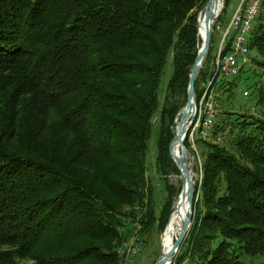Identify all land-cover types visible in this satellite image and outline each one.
I'll list each match as a JSON object with an SVG mask.
<instances>
[{
    "label": "trees",
    "instance_id": "1",
    "mask_svg": "<svg viewBox=\"0 0 264 264\" xmlns=\"http://www.w3.org/2000/svg\"><path fill=\"white\" fill-rule=\"evenodd\" d=\"M208 1L0 0V264H123L118 250L132 221L144 238L164 230L182 192L168 181L180 175L170 147ZM262 20L249 39L262 58L252 60L263 69L261 115L222 119L212 134L223 143L199 141L202 185L176 264H264ZM211 60L210 50L198 101L214 78ZM213 87L227 97L237 83L216 78ZM156 116L167 192L159 211L146 166Z\"/></svg>",
    "mask_w": 264,
    "mask_h": 264
},
{
    "label": "rangeland",
    "instance_id": "2",
    "mask_svg": "<svg viewBox=\"0 0 264 264\" xmlns=\"http://www.w3.org/2000/svg\"><path fill=\"white\" fill-rule=\"evenodd\" d=\"M240 2L241 0H231L226 10H224L221 13L220 17L217 18V20L212 26L213 39H212V45H210L209 51L211 50L213 60L209 61L208 69L213 74H214V67L216 65L215 64L216 56L223 43L224 33ZM204 7H202V9L200 10L198 17L200 16V13L202 12ZM260 16H262L263 18L262 21H264V1L260 5L259 14L256 20L254 21V26L258 23V19H260ZM217 24L221 26L222 28L221 30H218L216 28ZM233 34L234 32H232L231 35L227 38V42L231 40V38L233 37ZM249 39H250V35H249ZM225 47H226V43L224 44L223 48ZM250 55H251L252 60H255V59L262 60V58L259 55H257V52L255 50H252ZM173 71H174L173 62H172V59L169 58L165 71H164V75L162 77L161 101L163 100L164 93L167 90V85H168V82L171 76L173 75ZM262 76H263V69L260 68V66H258L255 63V61H252V64L249 67H247L244 70V72L241 73L237 78L230 79L231 81L236 80L237 87L234 89V93L231 96L228 95L227 97H223L221 92L219 93L220 97L218 98L217 113H216V119H215L214 126L216 124H220L222 119L227 122H231L233 121L235 117H240L243 115L255 116V117H259L261 115V107L256 105L257 93L255 92V88L260 83ZM220 84L221 82L219 81L218 85ZM246 91H249L248 97L244 96V92ZM184 108L185 107H183L182 110ZM230 114H233V115L229 116ZM179 121H180V117L178 114V117L175 120V123H176L175 134H176L177 125H178L177 123ZM153 123H154V131H153L152 137L148 144V151L146 153V166H147V176L149 179V184L151 186V194H152L151 198L155 203L156 210L159 211L160 207L165 202V199L167 197V192L165 189V180L163 176L159 173L157 169V165H156V158L158 154L157 140H158V133H159V117L158 116L154 118ZM193 125H194V122L192 126ZM214 126L211 130L212 133L214 132ZM190 133H191V130L189 131L187 137L189 138L188 140H189V144L191 147L190 148L187 147V148L191 151L192 156L189 159L188 167L190 171H192V175L194 178L193 181H194V189H195L194 196H195L196 185L198 183V189L200 190L201 185H202V179H203V161L204 160H203L202 150L199 146V141L200 140L204 141V139H202L199 136V134H195L192 140L190 139ZM212 133H211V138L206 141L211 142V143H223L224 142V139H223L224 135L222 133H218L217 136H214ZM168 181L176 189H180L183 186V180H182L181 173L180 175L169 176ZM174 200H175V204H174L173 211L176 208L178 197H174ZM198 200L199 199L197 195L193 199L194 213H193V216L191 217L192 223L190 224V227H189L190 230L194 224L195 214H196V205L198 203ZM135 209L136 211H139L138 208H135ZM138 220L139 219H137L135 222L133 221L131 222V227H130L131 230L127 233L128 237L127 239L123 240V242L121 243V246H119L121 248V251H123V253L120 255L123 260V264H156L162 255V236L168 224L166 225L163 231H160L157 227L154 228L152 232L144 238L141 234L143 230V227H141L142 224L140 223L141 225L140 228L136 225ZM189 229H188L187 236L189 235V232H190ZM187 236H186V239H187ZM186 239L184 240L178 253L174 256L173 264H176L177 258L179 254H181L182 252L181 250L183 248V245ZM124 242H127V247H125V245L122 247ZM136 251L137 253H134ZM29 264H32V263L30 262ZM186 264H192V263L188 262Z\"/></svg>",
    "mask_w": 264,
    "mask_h": 264
},
{
    "label": "bare ground",
    "instance_id": "3",
    "mask_svg": "<svg viewBox=\"0 0 264 264\" xmlns=\"http://www.w3.org/2000/svg\"><path fill=\"white\" fill-rule=\"evenodd\" d=\"M263 1L264 0H258V4L256 5V13H259V8H260V5L263 3ZM225 7H226V1L225 0H216L214 2V4L212 5L211 10L208 12V15L204 19H201L199 21L200 44H202L204 42V39H205L206 24L210 20L209 19V16H210L209 13L210 12L215 13L216 17L212 23V25H213L215 23V21L217 20V18L220 17L221 13L225 10ZM256 18L253 19V21L250 25L249 35L251 34L252 28L254 26V21L256 20ZM216 28L218 30L222 29L219 24L216 25ZM232 32H234V34L230 40V44L236 45V41L238 40L239 36H241V26L232 27L229 30V33L227 34V38L231 35ZM228 43L229 42H227V45H228ZM201 48H202V45H200L199 50H201ZM245 51H249V58L252 59L251 55H250L251 51H250V47H249V36L245 40ZM215 61H216L215 64L217 65V67H224V57L222 54H217ZM249 66H250V63H243V66H239V69L234 71L231 79L237 78ZM216 78H219V79L224 78V68H217ZM216 78H213V80H211L208 83V85H206L204 87L203 99H200L199 101H197L198 108H197V114L196 115L206 116L205 103H211L212 100L215 98V95H216V91L214 90V87H213V82ZM187 123H188V121L187 122L184 121L182 123H181V121H179L177 123L178 124L177 125V132L180 130L181 124H183V129L185 130V128L187 127ZM214 124H215V122L211 123L210 128L207 131V136H206L205 140H208L211 138V133H212L211 130H212ZM201 125H202V118H195L194 125L192 126V128H200ZM184 144H185V141H184ZM173 154H174L175 159H181V160L185 159V154L182 151L180 140H177V142L174 144ZM190 178L192 180H194L193 175H192V171H190ZM183 190H184V185L182 186V192L180 193V195L178 197V201H177L173 216L171 218L170 225L167 227V229L165 230V233L162 236V255L166 256V257L168 256V254H170V252L174 248L176 241L178 240V238L181 235V232H182L184 225L186 223H189V221H190V224L192 223V219L190 220V216L191 217L193 216L194 208H193V205H191L187 199V195H186L187 192H185V190L184 191ZM124 245H125V247H127V242H124ZM119 249L120 250H118V251H119V254L121 255L123 253V251H121V248H119ZM177 253H178V251L175 252L174 254H172L171 258L168 260V262L166 264H173L174 256Z\"/></svg>",
    "mask_w": 264,
    "mask_h": 264
},
{
    "label": "water",
    "instance_id": "4",
    "mask_svg": "<svg viewBox=\"0 0 264 264\" xmlns=\"http://www.w3.org/2000/svg\"><path fill=\"white\" fill-rule=\"evenodd\" d=\"M215 1L216 0H209L207 2V4L205 5V7L203 8L202 12L200 13V16L198 17V38L199 39H200V37H199V21L201 19H204L208 15V12L211 10L212 5L214 4ZM209 14H210V16H209L210 20L206 24L205 39H204V42L201 44L202 48H201V50H199L197 60H196L194 66L192 68V72H191V76H190L189 89H188V101H187L185 108L179 113L181 123L184 121H186V122L188 121L187 127L184 130L183 124H181L180 130L178 132L176 130L175 139H174V141L170 147L171 158L181 173V176L183 179L184 190H185V192H187V194H186L187 199L191 205H193L194 190L195 189H194V181L190 178V169L188 167V162H189V159L192 156V154H191V151L185 146L184 141H185L189 131L191 130L192 124L194 122V118L197 114L198 106H197V95H196V91H195V83H196V80L199 76L201 69L203 68L204 62L208 56L209 48H210V42H211V36H212V26H213L212 23L215 20L216 16H215L214 12L213 13L210 12ZM177 140H180V142H181V148L185 154L184 160L175 159V157H174L173 146L177 142ZM173 213H174V211H173ZM173 213L170 216L169 223H168L167 227L170 225V221H171V218L173 216ZM190 220H191V216H190ZM167 227H166V229H167ZM189 227H190V221H189V223H186L184 225L182 232H181V235L178 238V240L176 241V244H175L174 248L172 249V251L170 252V254H168L167 257L161 255V257L159 258V260L157 261L156 264H166L168 262V260L171 258L172 254L179 251L184 240L186 239Z\"/></svg>",
    "mask_w": 264,
    "mask_h": 264
},
{
    "label": "built area",
    "instance_id": "5",
    "mask_svg": "<svg viewBox=\"0 0 264 264\" xmlns=\"http://www.w3.org/2000/svg\"><path fill=\"white\" fill-rule=\"evenodd\" d=\"M257 4L258 0H241L239 6L231 18V21L228 24V27L226 28L223 43L218 51V54H222L224 57V67H217V65H215L214 78H216L217 68H224V78L231 79L234 71L239 69V66H243V63H250V65L252 64V59L249 58V51H245V40L249 36L250 25L253 19H255L259 14L256 13ZM234 26H241V36H239L238 40L236 41V45H231L230 51L225 52L227 47V34ZM225 43L226 47L223 48ZM244 96L248 97L249 91L248 93L244 92ZM219 97V93L216 92L215 98L212 100V102L205 103L206 116H195V118H202V125L200 128L191 129L190 139L193 140L194 135L199 134V136L205 140L211 123H214L216 119ZM200 99H203V94ZM136 225L140 228L141 225L139 220ZM134 253H137V251Z\"/></svg>",
    "mask_w": 264,
    "mask_h": 264
}]
</instances>
